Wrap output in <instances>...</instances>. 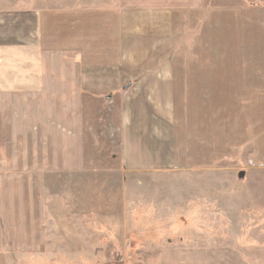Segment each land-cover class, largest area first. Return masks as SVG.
Returning <instances> with one entry per match:
<instances>
[{
    "label": "crops",
    "instance_id": "0c3cea01",
    "mask_svg": "<svg viewBox=\"0 0 264 264\" xmlns=\"http://www.w3.org/2000/svg\"><path fill=\"white\" fill-rule=\"evenodd\" d=\"M15 3L0 9V259L21 253L44 264L48 238L65 240L62 225L70 235L87 227L63 215L62 196L86 174L88 104H118L122 162L147 169L164 162L152 149L173 156L175 106L186 128L197 125L190 142H204L207 114L221 127L222 84L231 90L237 77L222 76L216 61L175 63L174 0L52 11ZM52 202L61 207L49 214Z\"/></svg>",
    "mask_w": 264,
    "mask_h": 264
},
{
    "label": "rangeland",
    "instance_id": "374dc122",
    "mask_svg": "<svg viewBox=\"0 0 264 264\" xmlns=\"http://www.w3.org/2000/svg\"><path fill=\"white\" fill-rule=\"evenodd\" d=\"M28 1L47 11L115 7L114 0ZM174 1L175 63L216 61L222 76L237 77L231 90L222 84L221 127L207 114L204 142H190L197 125L186 128L175 106L173 156L152 149L163 164L130 169L118 104H88L86 174L75 195L62 196L70 206L63 215L87 227L70 235L62 225L65 240L48 238L44 264H264V0ZM15 2L0 0V9ZM59 206L50 203L49 214ZM11 256L0 264L28 263Z\"/></svg>",
    "mask_w": 264,
    "mask_h": 264
}]
</instances>
